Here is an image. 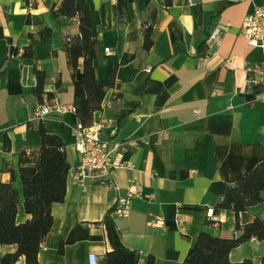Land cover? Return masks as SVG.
<instances>
[{
  "label": "crops",
  "instance_id": "crops-1",
  "mask_svg": "<svg viewBox=\"0 0 264 264\" xmlns=\"http://www.w3.org/2000/svg\"><path fill=\"white\" fill-rule=\"evenodd\" d=\"M163 1L85 0L99 43L100 59L93 62L97 82L104 86L117 65L113 87L93 121L106 120L102 135L126 143L123 160L132 164L113 173L117 187L138 193L127 215L114 220L121 243L140 253V264L149 256L154 264H187L201 231L233 235L231 211L220 212L219 224L209 226L205 212L227 186L264 160V74H259L264 51L249 46L241 32L243 20L264 7V0H171L169 7ZM60 2L0 0V183H9L8 170L13 172L20 193L16 223L29 220L18 153L40 146V125L57 135L70 169L63 202L51 206L53 221L38 264H88L90 256L98 264L110 251L100 222L115 197L102 184L82 189L74 181L80 162L75 108L81 99L74 96L73 82L82 79V59L74 69L70 39L79 35L78 24L52 16L51 8ZM153 11L152 46L145 51L144 29ZM218 27L220 44L203 64L205 39ZM27 47L31 57L22 58ZM34 68L45 74L41 99L50 110L42 119L31 116L40 105L32 94ZM250 77L259 82L249 83ZM5 136L8 152L2 148ZM177 216L187 221L185 231L176 225ZM255 218L264 219V202L239 213L238 222L246 225ZM70 233L73 243L57 254L58 242ZM15 249L0 246V259ZM263 258L264 242L256 240L229 253L231 263L262 264Z\"/></svg>",
  "mask_w": 264,
  "mask_h": 264
},
{
  "label": "trees",
  "instance_id": "trees-1",
  "mask_svg": "<svg viewBox=\"0 0 264 264\" xmlns=\"http://www.w3.org/2000/svg\"><path fill=\"white\" fill-rule=\"evenodd\" d=\"M27 3V0H23ZM171 0H164L163 6L169 7ZM51 13L54 18L65 17L76 20L79 35L70 39L71 65L77 68L78 60L82 59V79L73 82V92L81 99L80 106L75 108L79 124L89 126L93 114L101 110V103L106 90L113 87L117 65H112L106 84L100 85L95 77L94 61H99V43L91 32V9L85 0H61L58 7L53 6ZM156 12L151 13V22L144 29L143 49L152 46L151 32ZM33 37L30 36V40ZM22 58L31 57V49L27 47ZM35 86L32 94L39 104L42 103L45 74L34 68ZM50 96V95H48ZM40 146L23 150L18 153V173L21 182L22 204L25 214L30 219L24 223H16L17 205L20 193L14 187L13 172H10L9 183H0V246L15 247L13 253H7L0 259V264H38L40 245L44 241L52 225L51 206L63 202L65 198L66 178L70 165L66 160L62 140L53 134H47L42 125L39 126ZM10 140L5 136L2 148L10 151ZM264 202V160L258 163L249 173L238 179L233 185L227 186L220 201L213 207L214 214L231 211L235 217V229L230 238L214 237L201 231L190 251L187 264H251L245 260L231 263L229 253L240 244L256 240L264 242V219L255 218L251 223L240 225L239 213L249 207ZM111 208L100 222L105 230L110 251L106 252L98 264H140V253L123 246L115 225ZM205 226L213 225L205 218ZM234 234H237L234 237ZM73 243L70 233L66 240L58 242L57 254L62 255L66 245ZM144 264H154L149 256ZM264 264V258L262 259Z\"/></svg>",
  "mask_w": 264,
  "mask_h": 264
},
{
  "label": "built area",
  "instance_id": "built-area-1",
  "mask_svg": "<svg viewBox=\"0 0 264 264\" xmlns=\"http://www.w3.org/2000/svg\"><path fill=\"white\" fill-rule=\"evenodd\" d=\"M241 32L249 46L264 51V7H256L253 13L243 20ZM219 34L220 29L218 27L207 35L205 39L206 52L201 58L203 64H206L208 59L216 52L220 44ZM105 52L107 53L108 50L105 49ZM259 74L263 75L264 71L260 70ZM248 81L257 84L259 79L250 77ZM57 109L62 110V107H57ZM49 110L50 107L47 104L41 103L32 111L31 116L35 119H42ZM106 124L105 119L99 118L92 121L87 127H83L79 123L76 125L75 143L80 155V162L74 171V181L82 189H86L92 183L106 186L115 197L112 215L117 219L127 215L129 203L133 198L138 197V193L132 188L122 189L113 183V173L119 168L131 169L132 164L123 160L126 143L102 135ZM205 218L210 220L213 225L220 222L219 214H214L212 209L205 212ZM175 223L181 231H185L186 220L177 216ZM156 224L162 226L163 221L157 220ZM234 237H236V234H234ZM39 248L42 251L43 245H40ZM88 264L97 263L90 256Z\"/></svg>",
  "mask_w": 264,
  "mask_h": 264
}]
</instances>
